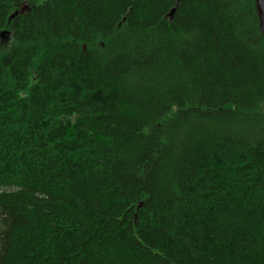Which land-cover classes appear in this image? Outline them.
Segmentation results:
<instances>
[{"label": "trees", "instance_id": "obj_1", "mask_svg": "<svg viewBox=\"0 0 264 264\" xmlns=\"http://www.w3.org/2000/svg\"><path fill=\"white\" fill-rule=\"evenodd\" d=\"M4 29L0 264H264L257 0H0Z\"/></svg>", "mask_w": 264, "mask_h": 264}, {"label": "water", "instance_id": "obj_2", "mask_svg": "<svg viewBox=\"0 0 264 264\" xmlns=\"http://www.w3.org/2000/svg\"><path fill=\"white\" fill-rule=\"evenodd\" d=\"M257 6L260 13V19H261V28L264 32V0H257ZM28 7V4H24L20 10H16L13 14H11L10 19L15 17L18 13L24 12ZM175 12V8H173L170 12V16H173ZM11 31L8 29H4L0 32V36L3 40H6L7 38H10Z\"/></svg>", "mask_w": 264, "mask_h": 264}, {"label": "rangeland", "instance_id": "obj_3", "mask_svg": "<svg viewBox=\"0 0 264 264\" xmlns=\"http://www.w3.org/2000/svg\"><path fill=\"white\" fill-rule=\"evenodd\" d=\"M23 5H24V4H23ZM23 5H22V6H23ZM10 39H11V38H7V39H6V43H7V42H9V41H10ZM4 41H5V40H4Z\"/></svg>", "mask_w": 264, "mask_h": 264}, {"label": "flooded vegetation", "instance_id": "obj_4", "mask_svg": "<svg viewBox=\"0 0 264 264\" xmlns=\"http://www.w3.org/2000/svg\"><path fill=\"white\" fill-rule=\"evenodd\" d=\"M11 35H12V33L10 34V38L12 37Z\"/></svg>", "mask_w": 264, "mask_h": 264}]
</instances>
